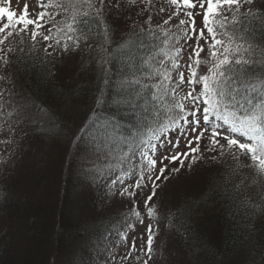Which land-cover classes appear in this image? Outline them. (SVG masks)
I'll list each match as a JSON object with an SVG mask.
<instances>
[{"label": "trees", "instance_id": "obj_1", "mask_svg": "<svg viewBox=\"0 0 264 264\" xmlns=\"http://www.w3.org/2000/svg\"><path fill=\"white\" fill-rule=\"evenodd\" d=\"M244 26L248 32H245V38L239 39V41L245 44H254L258 49L264 48V24L259 20L249 19L244 21ZM77 28L83 29L86 28V25L81 23L77 25ZM156 34L155 29H145L143 36L138 39L133 38L135 44L130 49L122 50L119 45L107 47L112 49L113 58L110 56L107 58L108 66H110L104 76L103 83L105 85L100 84V91L106 92L104 95L107 94L111 98H107L106 101L101 99L94 104L90 95L84 96L86 92L76 91L78 88L68 84L59 86L50 57L39 51L37 47L32 49L31 45L24 43L21 47L26 49L25 52L17 50L12 53L14 59L9 62L12 69L10 79L12 83L8 81L7 92L4 96L0 95V100L2 97L0 109L2 107L6 111L8 110V127L12 131L23 127L30 136L37 137L35 135H38L52 139L51 136L49 137V130L52 128L53 132H56L57 127L63 128L65 124L61 121H63L66 109L74 110L75 108L79 113L82 112L85 105L81 103L82 101L86 102L88 108L93 106L94 110L90 117L94 120L90 126L92 131L88 132L87 129L85 134H80L77 138L69 134L72 136L73 142L76 140L75 147H80L79 151L74 152L72 146H69V157H65L61 152H53L55 154L51 159L56 165L50 170L47 169L49 177L43 174V169H39L46 163L49 153L37 150V148L30 153V175L28 178L34 188L38 189L28 187L29 190L21 192L16 189V193L11 195L9 201L11 190L15 189L16 181H20V179L16 180L15 176L11 174L12 160L8 163V169H3L0 166V264H111L113 262L114 256L112 259L105 253L110 244L109 241H106L107 236L112 239L113 236L117 238L120 229L127 227L129 219L128 214V219L125 215L118 219V216H113V214H103L108 209L107 202L115 197L109 186L117 169H115L116 171L105 169L107 171L102 170V174L91 170L90 173L81 177V171L75 170L74 166L76 161L82 157L81 148L85 151L93 150L96 153L101 151L102 157H104L112 151H121L124 143H128L127 147L130 144L134 147L141 132H150L151 128L159 125L157 124V122L160 123L156 113L157 105L162 112L168 104L167 101L171 100V96L154 101L152 93L156 89L150 86L162 80V77L157 75V71H163L164 66L169 64L170 60L165 55L169 51L168 45L161 43L164 36L160 35L158 36L160 39H156ZM25 39L27 40V37ZM126 39L127 36L124 40ZM160 57H163V65L158 63ZM156 58H158L157 64L154 65ZM145 60L148 61L147 64H145ZM98 70V66L95 65V72ZM91 76L92 79L88 80L87 84L97 87L98 77L102 78V73L100 75L92 73ZM133 78H138L141 85L144 86L122 85L123 81ZM145 79H149V81ZM170 85L172 86V83ZM98 91L95 90L97 96ZM80 93L81 96H84L83 100L79 97ZM128 97L135 99L134 105L124 102V99ZM66 102L70 105L66 106ZM105 104L110 105L111 112L116 113L114 118L110 117L111 114L108 115L109 109H104ZM63 106H66V109L62 112ZM121 112L123 113L120 114ZM41 113L49 115L51 121H43ZM59 117L62 120L56 122ZM116 118H118L117 122L112 123L111 121ZM145 119L150 121L146 125H144ZM101 124H106L112 133L111 138L102 147L94 140L96 129ZM137 129H141L138 134H136ZM86 134H88L86 140H91L89 141L91 144L88 146L83 144ZM53 139L58 144L62 143L57 136H53ZM109 145L113 149H106L109 148ZM1 158H6V156ZM95 162L98 163L96 160ZM63 171L66 173V177L63 174L65 179L62 183L58 182L57 187L63 186L65 191L64 189H55L51 185L52 182L56 183V178L51 179L50 188L47 189L52 172L60 175ZM8 175L14 180H10ZM22 177L21 181H25L24 176ZM69 177L71 182H69ZM11 182L13 184L10 189ZM220 184L216 183L212 188L214 189ZM80 185L83 189H77ZM29 186L32 187V185ZM216 189L219 200L224 202V208L218 212V216H215L220 230L218 234L212 233L207 236L203 228L200 229L199 226L193 227L192 224L185 223L174 213H170L168 216L172 224V236L175 238L176 245L184 253L182 258L185 260V264H217L219 257H228L249 237L253 228L251 222L254 216L259 217V220L261 216L264 217V208L261 207V204L249 205L248 202H244L240 197L242 191L229 187V185L224 187V183L223 188ZM221 189H224V192H221ZM69 191H72V194H69ZM16 194L17 200L21 198L18 204H15ZM13 195L15 198L12 197ZM24 197L27 199L28 205H22L26 202ZM254 207H257V211L254 210ZM100 213L103 214L102 217L97 216ZM260 222L259 226H264V221L260 220ZM92 224L96 227V232H100L104 237L99 235L102 236V239L95 237L94 242H86V245L82 246L84 228ZM202 231L203 233H200ZM95 235L98 236V234ZM105 237L106 239H104ZM9 241H15V246L9 244ZM20 243L26 246L25 249H22ZM258 262L264 264V250H262ZM180 264L182 263L180 262Z\"/></svg>", "mask_w": 264, "mask_h": 264}, {"label": "snow or ice", "instance_id": "obj_2", "mask_svg": "<svg viewBox=\"0 0 264 264\" xmlns=\"http://www.w3.org/2000/svg\"><path fill=\"white\" fill-rule=\"evenodd\" d=\"M254 2L255 0H165L169 9L164 7L158 9L160 13L169 12L167 19L163 20L164 25H169L174 18L178 20L172 27L179 31L173 33L170 28L165 33L161 43L169 47L165 55L170 60V68L164 66L163 71L158 70L157 75L162 77V80L150 86L156 89L152 93L154 101L171 96V102L162 112L157 105L159 125L150 129L148 140H141L136 146L145 168L134 187L141 188L145 179L152 182L150 194H145L144 201L149 217L156 214V209L149 203L156 195L158 187L156 182L167 178L165 161L170 164L178 161L183 167L186 159L194 163L203 158L205 152L214 153L215 155L210 157L213 161L226 162L229 158L235 161L234 173L243 168L251 169L252 184H258L264 179V48L258 49L251 43L244 47L243 44L236 42L244 39V33L248 32L244 26L245 20H259L264 24V13L248 7ZM152 6L153 0H37L40 11L33 15L27 3L17 13L11 10V0H6V5L0 6V21H4L0 23V46H3L0 47V53H4L3 65L9 63L7 59L9 53L26 50L24 47H11L10 39L20 45L24 43V37L32 42V49L42 41L43 51L52 56L57 47L66 53L81 48L95 51V46L90 41L95 35H99L102 37L99 46L106 52L109 49L104 46L112 42L114 26L125 18L123 13H128L127 19H131L133 12L136 16L148 14L144 20L147 24L152 19L149 14ZM197 7L200 10L198 12L195 11ZM47 9L60 11L53 15ZM197 16L202 18V26L199 29ZM81 23L86 25V28L78 29L77 25ZM130 27L127 39L119 44L122 50L130 49L135 44L133 38L138 39L145 33V29L139 27L134 19H131ZM229 27L232 31L228 30ZM17 37L20 39L16 40ZM155 38L160 39L158 36ZM181 39L184 40V45L177 47ZM173 40L175 43H170ZM189 41H194L195 46L188 44ZM201 42L207 46V57L203 59L201 53L205 52V48ZM185 45L191 48L188 60L192 61L186 62L187 78L184 72L179 71L181 67L179 57ZM253 56H259V59H253ZM106 62L98 61L101 67ZM144 62L148 63L147 60ZM159 63L163 65V59ZM202 64L208 65L206 73H198ZM168 81L173 82L175 86L165 83ZM185 83L199 84L200 90L193 88L186 95L179 96L177 89ZM123 84L141 85V81L133 78L123 81ZM124 102L134 105L135 99L128 97ZM185 102L190 107H186ZM175 130H178L180 135L175 140H166L167 133ZM111 136L109 127L101 124L96 129L94 140L102 147ZM205 138L208 141L206 145L202 143ZM153 140L160 141L159 145L153 144ZM181 140L186 149L184 151L180 150ZM159 148H165L166 151L159 152ZM173 149L176 151L173 152ZM241 157L245 159L242 161ZM126 158L127 154L118 157L121 161ZM158 163L164 166L157 168ZM171 170L180 171L179 168ZM248 179L249 177H244V180ZM117 180L123 183L121 177H117ZM120 195L138 196V193L129 192L124 188ZM130 212L139 218L140 213L135 206L130 207ZM146 232V241L139 244L136 238H128L129 247L123 257L124 260L132 256L134 250L143 252L146 257L142 264H149L153 259L155 233L151 223L147 225ZM120 235L122 239L126 238V234Z\"/></svg>", "mask_w": 264, "mask_h": 264}, {"label": "rangeland", "instance_id": "obj_3", "mask_svg": "<svg viewBox=\"0 0 264 264\" xmlns=\"http://www.w3.org/2000/svg\"><path fill=\"white\" fill-rule=\"evenodd\" d=\"M27 3L29 5L30 12L34 15L37 11H40V9L37 7V0H11V10L14 12L19 13L22 9L24 4ZM6 0H0V6H5ZM160 7H164L165 9H169V5L165 3V0H153V6L150 9V13L152 16V19L149 23L145 24L144 20L147 18L148 14H145L144 16H136L133 12L131 15V19H134L137 21V24L139 27H143L144 29H155L157 32V36H164L166 32L171 28V32L178 33V29L175 27H172V25L177 24L178 20L174 18L172 21H170L169 25H164L163 20L167 19V16L169 12L160 13L158 9ZM252 7L256 11H262L264 12V0H255ZM47 11H51L53 15H55L57 12H59V9H47ZM195 11H200L199 8ZM124 19H121L117 22V24L114 26V31L112 35V42L109 44H106L104 47H110V46H118L124 38L127 36L131 31V19H127L128 13H123ZM62 19V17H60ZM181 18H185L181 16ZM197 20V28L199 29L202 26V18L200 16L196 17ZM4 21H0V23H3ZM160 25L161 27H157ZM137 28V30L139 29ZM232 31L231 27H229ZM162 31V32H161ZM219 31V29H218ZM161 32V33H160ZM191 34V33H189ZM24 37V43H28V45H31V41H27ZM20 38L17 37L16 40H19ZM164 39V38H163ZM174 41V40H173ZM171 41V42H173ZM175 42V41H174ZM237 43L243 44L244 47H248V44L241 43V41L237 40ZM10 46L13 48L21 47L23 44L18 45L15 40L10 39ZM43 42H38L36 44V47L41 51L42 53L43 48L41 46ZM63 43V41H62ZM95 46V51H92L88 48H81L75 52H69L66 53L62 50V48L57 47V49L53 52L52 56H49L52 65L55 69L56 74V80L59 82V86H63L65 84L72 85L75 88H78L76 91H81V93L86 92L84 96L92 97L93 104L94 102L105 99V101L110 99L111 97L101 92L100 84L105 85L103 83L104 76L106 73L108 66V59L107 58H113V53H111V50L103 51L100 48V44L102 43V37L97 35V37H93V40L90 41ZM114 43V44H113ZM118 43V44H117ZM188 44L195 46L194 41H189ZM203 45V42H201ZM163 45V44H162ZM167 45V44H166ZM180 45H184V40L181 39L179 44L176 45L179 47ZM205 48V52L201 53V58L207 57V46L203 45ZM3 47V46H0ZM108 49V48H107ZM26 51V50H25ZM24 51V52H25ZM191 51V48H189L187 45L184 46V50L182 51L179 59L181 67L179 71L184 72L185 77L188 76V69H187V63H191L192 61L188 60V53ZM45 53V52H44ZM3 56L4 53H0V77H3L0 79V93H2V96L5 95V93L8 90L9 83L11 76H12V69L10 63L7 65H3ZM110 56V57H109ZM163 57H160V60H162ZM7 59L9 62H12L14 59V55L12 53H9L7 56ZM195 59V58H194ZM253 59H259L258 56H253ZM106 60V63H103V67H101L100 63L98 61ZM158 58L154 60V65L157 64ZM159 60V61H160ZM164 61V60H163ZM159 63V62H158ZM95 65L98 66L99 70L95 72ZM170 68V63L166 64ZM208 65L202 64L199 69L198 73H206L207 72ZM110 72V71H109ZM97 73L100 75L102 73V78L98 77L97 87H93L88 85V80L92 79L91 74ZM116 74V73H115ZM173 76H175V73H173ZM146 81H149V79H145ZM9 81V83H8ZM152 83V79L150 80ZM166 83V82H165ZM168 83H172V86L174 87V83L171 81H168ZM120 84V83H119ZM99 86V88H98ZM200 85H188L184 84L179 89H177V92L179 96H184L188 91H192L193 88H195L197 91L200 90ZM98 91V96L96 95L95 90ZM81 93L79 94V97L83 100L84 96H81ZM171 100H168L167 103H170ZM0 103H2V97L0 100ZM81 103L85 104L82 108V112H78V110L73 109H66V106L70 105V103L66 102L65 105L62 107V112L65 110V113L63 114V121H61L63 124H65L62 127H57L56 132H53V129L51 128L49 130V137L51 136L52 139H49L47 137H42L35 135L37 137L30 136L29 133L25 130V128L20 127L17 130L14 129L13 131L8 127V110H4L2 107L0 109V166L3 169H8V163L12 160V166H11V174H13L16 178V180L20 179V181H16L15 189L11 190L9 201L11 199V195L15 194V190L18 189V191H24L31 189H38L34 188L33 183L29 182L30 178V153L37 148V150H41L44 152H48L46 158V163L42 168L43 174L48 175L47 169L53 168L56 163L53 162L51 157H53L54 151L61 152L65 157H69L70 148L69 146H72L74 152L79 151L80 147H75V142H73L72 136L69 134L74 135L76 138L80 134H85L91 130L90 126L94 119H92L91 114L93 112V106H90L88 108V105H86V102L82 101ZM186 107H190V105H187ZM89 104V103H88ZM78 106V105H77ZM166 107V106H165ZM9 108V107H8ZM79 108V107H77ZM10 109V108H9ZM104 109L108 110L110 117L114 118V112H111L112 109L110 108V105L105 104ZM119 110V109H118ZM70 111V112H66ZM122 111V110H121ZM198 114L199 110L197 109ZM46 112V111H44ZM121 112L120 114H122ZM157 113V111H156ZM174 114V113H173ZM41 119L45 122L49 121V115L46 116V114L41 113ZM92 119V120H91ZM117 119L112 120V123H116ZM160 121V118H158ZM62 120V118H58L56 122ZM91 120V121H90ZM51 121V120H50ZM55 122V121H54ZM150 121L145 119L144 125L148 124ZM143 124V123H142ZM157 124H159L157 122ZM117 125V124H116ZM152 125V122H151ZM117 127V126H116ZM92 131V130H91ZM141 129L136 130V134L140 133ZM149 131H145L144 133L141 132L140 136L138 137V142L133 147L131 144L127 147L128 143L122 144L121 151L117 152H110L106 156L102 157L101 151L98 153L93 152V150L88 151L81 148L82 157L76 161L75 163V170H80V176L86 175L87 173H90L91 170H95L97 173H101L102 170L107 171L105 169H111L113 171H116L113 180H116V183L110 182L109 188L112 189L114 193V198H112L110 201H108L107 205V211L103 214L105 215H111L118 216V219H121L123 215L127 217V214L129 216L127 227L124 229H120V232H118L117 238L113 236V239L111 237H106V241H109V245L107 246L105 253L108 255L109 258L114 256V260L111 264H142V261L146 258L143 254V252L139 250H134L132 256H130L127 260H124L123 257L126 254V251L129 247V239L128 238H136L137 243H141V241H146L147 232L146 227L149 223H151L153 229H154V243L153 248L154 251L152 253L153 259L149 261V264H185V260L182 258V255L184 254L180 247L176 245V242L174 241L175 238L172 236V224L168 216L170 213H174L176 217L181 219L187 224H192V226L203 228L205 234L207 236H210L213 234H218L220 232L217 219L215 216H218V212L224 208V202L222 200H219V194L216 193V188H223L226 185H229V187H234L236 190L242 191L240 194V197H242V200L244 202H248V204H261V207L264 208V195H262V186H264V179H261L258 184H252V171L249 168H243L239 169L238 172L234 173L233 168L236 166V162L231 160L230 158L224 162H216L213 161L210 157L215 155L214 153H204V157L196 160L194 163L190 159H186L184 166L181 167L180 163L177 161L175 164H170L167 161L164 162V165L167 166L166 170V179L162 178L160 181H157L158 187L156 188V195L153 197V201L149 202L152 207L156 209V214L154 217H149L147 215V208L145 207V194L149 193L152 188V182L145 179L142 182L141 188H135L134 184L135 182L140 178L141 172L144 170L145 165L142 160V158L139 155V151L136 150V146L140 143L141 140H148L150 136ZM86 134L83 139V144L85 146L90 145L89 139L87 138ZM180 133L178 130L175 131H169L165 137V139H172L175 140L177 136H179ZM53 136H57L61 139L62 143L58 144L54 139ZM36 138V139H35ZM52 140V141H51ZM86 140V142H85ZM6 141V143L4 142ZM153 144L159 145L160 141L153 140ZM203 144H207V138H205L202 142ZM82 144V145H83ZM62 147H60V146ZM132 146V147H131ZM106 149H113L111 145H109V148ZM180 150L184 151L186 150L184 148V142L181 140L180 144ZM133 151H135V155H133ZM165 148H159V152H165ZM173 152L176 151V149L172 150ZM121 152V153H120ZM8 154L10 155V158L8 159ZM124 154H127V158L123 159L122 161L118 159V157L123 156ZM3 156H6V158H1ZM245 158L241 157V160L243 161ZM95 160L99 163H96ZM108 163V165H107ZM54 164V165H53ZM79 165V166H78ZM161 164H157V168L164 166ZM122 166V167H121ZM119 167H121L119 169ZM173 168H179L180 171H172ZM88 171V172H84ZM100 171V172H98ZM78 173V172H77ZM66 173L63 171L59 176L54 174L52 172L51 178L48 181L47 189L50 188L51 179L56 178L57 181L54 184V182L51 183L55 189H64L63 186L61 188L57 187V183H62L65 179L63 176ZM24 176L25 181H21ZM249 177L248 180H244V177ZM10 177V180H14L13 177L8 175ZM72 177V175H70ZM69 177V182H71ZM117 177H121L123 179V183H121L119 180H117ZM28 178V179H27ZM2 179V177H1ZM83 179H86L83 177ZM107 180V179H106ZM223 182V183H222ZM220 184V186H215L214 189L212 186L214 184ZM13 182L9 184V188L11 189ZM29 185H32L30 187ZM8 186V184H7ZM29 187V188H28ZM52 187V188H53ZM8 188V187H7ZM124 188H127L129 192H136L138 193V196H129V195H120V193L123 191ZM227 188V187H226ZM225 188V189H226ZM77 189H83L81 185ZM65 191V189H64ZM221 192H224V189H221ZM19 193V192H18ZM69 194H72V191H69ZM116 194V195H115ZM20 195V194H18ZM74 195V194H73ZM213 195V196H212ZM15 198V196H12ZM250 198V199H249ZM26 202L22 205H28L27 199L23 198ZM21 200V198H20ZM20 200H17V194H16V202L15 204H18ZM96 200V199H95ZM221 203H220V202ZM14 203V202H12ZM135 206L136 210L140 213L139 218H137L135 215H133L130 212V207ZM8 207V203H7ZM254 210L257 211V207H254ZM263 210V209H258ZM102 213L97 215L98 217L103 216ZM101 220V218H99ZM96 219V220H99ZM260 220L264 221V217L261 216ZM259 220V217L254 216L253 221L251 222L252 232L247 237L243 243L240 245L239 248L234 250L228 257H219L217 264H259L258 258L262 255V250H264V226L261 225V222ZM143 221V223H141ZM131 225V227H129ZM94 224L90 226H86L84 228V232L82 237H84V241L82 240V246L86 245V242H94L95 237L97 239H102L103 235L100 232H96V227H92ZM260 228V229H258ZM259 230V231H258ZM262 230V231H261ZM82 233V232H81ZM121 233L126 234V238H121ZM200 233H203L200 232ZM95 234H98L96 236ZM205 236V235H204ZM104 237V235H103ZM214 237V235H213ZM9 244L15 246V241H9ZM22 246V249H25L26 246L19 244ZM255 246V247H254ZM77 257V255H76ZM75 257V258H76ZM184 260V262H182Z\"/></svg>", "mask_w": 264, "mask_h": 264}]
</instances>
